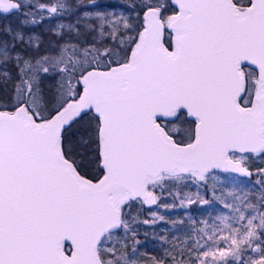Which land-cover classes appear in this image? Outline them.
<instances>
[{
    "label": "snow or ice",
    "instance_id": "obj_1",
    "mask_svg": "<svg viewBox=\"0 0 264 264\" xmlns=\"http://www.w3.org/2000/svg\"><path fill=\"white\" fill-rule=\"evenodd\" d=\"M0 264H264V0H0Z\"/></svg>",
    "mask_w": 264,
    "mask_h": 264
}]
</instances>
